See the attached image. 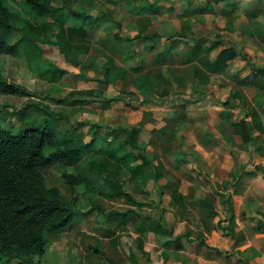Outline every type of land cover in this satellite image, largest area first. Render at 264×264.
<instances>
[{
    "label": "rangeland",
    "instance_id": "rangeland-1",
    "mask_svg": "<svg viewBox=\"0 0 264 264\" xmlns=\"http://www.w3.org/2000/svg\"><path fill=\"white\" fill-rule=\"evenodd\" d=\"M5 1L21 17L9 44L24 36L32 39L20 45L17 56L0 55V73L31 95L0 94V127L20 135L27 128L48 125L67 138L81 136L91 144L74 167L55 165L44 172L47 188H57L61 199L74 208L72 225L58 234L46 233L44 256L23 262L2 258L1 264H165L164 250L179 245L183 237L192 241L193 218L209 217L201 219L208 231L218 215L219 200L231 194L229 185L237 188L240 184V173L212 184L213 176L204 174L206 163L201 155L196 157L194 143L207 149L211 144L225 145L224 151L232 153L231 165L239 169L236 155L241 136L233 126L243 120V113L240 96L233 98L230 88L238 83L234 78L245 63L240 56L245 54L252 62L262 48L264 27L254 26L252 12H263L264 0H132L136 8L151 11L145 14L126 11L122 0H54L53 5L63 7L65 15L73 11L97 18L90 26L72 17L65 22L52 15L39 19L25 0ZM207 7L214 13L200 11ZM258 20L264 24V17ZM184 23L203 43L220 44L218 52L235 48L226 71L213 75L209 86L196 85L192 67L184 66L180 58L172 65L174 70L181 69L186 87L166 86L144 96L133 85V73L123 82L105 81L106 55L122 62L120 57L132 50L127 66L144 61L147 70L155 68L154 39L133 41L126 50L114 39L116 34L124 38L158 34L164 37L163 43L177 35ZM78 28H86L87 37L70 33ZM50 65L66 73L55 78L58 74L49 70ZM105 100L111 101L104 107ZM41 107L64 119L53 121ZM126 129L137 130L134 140L147 144L145 152L130 145L119 150L130 136ZM143 153L151 165L141 167L143 160L136 157ZM159 163L163 164L162 177L156 180ZM64 171L87 175L93 190L87 191L84 185L72 190L62 177ZM170 184L184 196V207L176 204ZM179 216L185 223L176 224ZM222 222L217 226L222 227ZM177 230L183 234L176 236Z\"/></svg>",
    "mask_w": 264,
    "mask_h": 264
},
{
    "label": "trees",
    "instance_id": "trees-1",
    "mask_svg": "<svg viewBox=\"0 0 264 264\" xmlns=\"http://www.w3.org/2000/svg\"><path fill=\"white\" fill-rule=\"evenodd\" d=\"M123 9L135 11L139 14L151 13L144 6H134L132 0H122ZM54 0H25L26 6L34 17L44 19L48 15L60 22H65L69 17L83 21L84 25H92L97 18L70 11L64 14V8L53 5ZM201 12L214 13L212 8H203ZM21 17L5 0H0V55L7 54L17 56L22 43H30V37L24 36L14 44H9L8 38L16 30V24ZM32 31L36 27L27 23ZM71 34L80 33L83 38L87 37L86 28L72 29ZM36 39H40L39 36ZM114 39L124 49L129 48L133 41L155 40L152 51L157 50L155 55V68L147 70L144 61L138 66L128 65L132 59V50L121 54L123 63L119 57L106 55V64L103 66L105 81L112 84L116 81H125L130 73L135 74L134 87L141 95H153L160 89L168 86L172 88L186 87L181 69L174 70L173 62L180 58L184 66H191L194 72L192 81L196 85L209 86L213 75L223 74L229 66V61L235 57L236 51L232 46L218 52L220 44L217 42L208 45L203 43L190 25H181L177 35L164 37L153 34L147 38L141 34L134 38H124L116 34ZM192 43V44H191ZM64 47V46H63ZM125 64V65H122ZM158 67V68H156ZM49 70L55 78H61L66 72L54 65ZM58 78V79H59ZM240 83V78L237 79ZM91 94L93 92H90ZM0 94L29 97L31 94L22 86L8 83L0 73ZM240 92L231 93L236 98ZM111 100L104 101L108 105ZM42 111L52 118L53 121L64 119V116L56 114L48 108L41 107ZM234 133L242 137L244 144L252 140L251 127L244 119L234 124ZM130 135L123 141L119 150L124 151L125 145H130L134 150L140 149L145 152L147 144L138 143L134 140L136 129L128 130ZM91 143L85 142L83 137L67 138L60 131L44 125L42 128H27L20 135L0 127V264L2 258L8 261L23 262L30 257H42L46 253V233L58 234L69 228L74 221V208L60 197L57 188L48 189L45 184L44 172L55 165L65 168L74 167L84 156V151ZM142 159L141 167L151 165V160L143 153L136 157ZM163 164L155 166V178L161 179ZM66 184L73 190L84 185L87 191H92L91 180L87 175L73 174L67 171L62 173ZM175 195L176 204L184 207V196L170 184ZM134 205L137 202L124 194ZM206 205V202H203Z\"/></svg>",
    "mask_w": 264,
    "mask_h": 264
},
{
    "label": "crops",
    "instance_id": "crops-1",
    "mask_svg": "<svg viewBox=\"0 0 264 264\" xmlns=\"http://www.w3.org/2000/svg\"><path fill=\"white\" fill-rule=\"evenodd\" d=\"M252 15L254 26L263 28L258 19L264 17V11ZM260 37V52L252 62L245 54L240 56L245 63L240 76L234 78H240V83L235 81V87L230 88V94L240 90L241 119L249 123L252 131L251 142L244 144L240 137V150L234 153L240 159L239 169L231 165L232 153L224 151L225 145L211 144L207 149L198 141L194 143L196 157L201 155L206 163L204 174L213 176L212 184L231 180L230 175L236 173H240V184L237 188L229 185L231 194L219 200L215 208L218 215L208 231L201 219L209 217L204 214L205 218H193L196 226L192 241L183 237L179 245L164 250L165 264H264V34ZM221 219L222 227L217 226ZM174 221L182 224L184 217ZM179 234L183 232L177 230L175 235Z\"/></svg>",
    "mask_w": 264,
    "mask_h": 264
}]
</instances>
